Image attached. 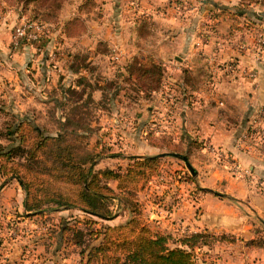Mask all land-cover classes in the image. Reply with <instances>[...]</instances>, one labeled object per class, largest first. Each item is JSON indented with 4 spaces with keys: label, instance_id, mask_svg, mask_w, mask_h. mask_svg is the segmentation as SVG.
Here are the masks:
<instances>
[{
    "label": "rangeland",
    "instance_id": "1",
    "mask_svg": "<svg viewBox=\"0 0 264 264\" xmlns=\"http://www.w3.org/2000/svg\"><path fill=\"white\" fill-rule=\"evenodd\" d=\"M69 1L63 0L56 13H49L52 15H48L46 9L33 11L31 5L25 8V13L22 14L26 18L52 22L55 29L59 30L57 34L59 35L62 29L64 30V26L61 25L64 17L62 16L64 14L61 15V8ZM140 1L129 0L128 5L134 3L136 5ZM172 1L175 4L182 3V0ZM188 1L190 0H186ZM213 1L223 7L217 13L223 11L264 13V0ZM2 2L4 6L0 7V145L4 149L17 145L23 148L34 141L35 132L26 126L5 134L8 125L12 127L13 124L22 123L27 119L31 128L38 127L36 133L41 136L59 134L64 137L57 138L50 143L46 152L39 153H46V156L70 154L71 160L65 164L58 159H48L46 163H31V168L34 167L37 171L36 174L24 167V163L30 162L23 156L12 157V162L6 164L7 169L13 168L18 171L21 181L28 184L30 191L35 190L32 193L39 200L43 210L38 214H28L22 205L24 193L19 182L10 175H0V264H81L77 255L79 248L65 242V238L60 234L61 226L83 229L82 231L86 233L83 241L85 243L88 240V228L91 226L94 229H101L102 226L110 225L112 229L109 235L115 236L121 232L128 236L129 228L125 224L130 217L138 218L139 223L155 233L162 234L168 248L181 246L182 237L194 232L192 225L187 222L202 215L203 207L210 209L209 202L215 203L214 201L221 198L225 201L223 203H228L223 194H213L214 191H223L225 186L224 180L219 182L212 172L214 170L229 172L231 167L237 168V165L227 152L204 143L203 139L202 142L198 140L185 124L183 117L185 108L180 110V105L177 104L182 100L190 101L192 94H186V89H181L182 85L177 80L181 72L166 66V63L174 66L177 64L172 58L167 62L162 50L158 49L161 31L159 26L154 25L150 30H147L146 25L140 26L138 32L141 40L132 41L140 48L138 55L149 58L156 65L155 83L149 81V76L137 77L133 71L124 80L120 76L121 72L117 74L118 79L111 76L101 80L99 87L104 90L100 92L95 89L97 88L95 81H92L95 86L87 82L88 84L84 83L79 89L70 88V84L60 81L53 86L49 82L52 77L50 73L57 75V78H63L58 65L60 62L62 64L60 59L66 56L67 44L62 42L64 38H58L56 35L55 41L58 39L62 45L60 44L57 51L50 48L51 53L56 54V58L48 61L50 73L39 72L34 60L38 53H34L30 48L13 49L9 43L12 27L18 21V13H4V10L7 8L17 12L21 10L20 3L17 0ZM88 5L90 7V4ZM74 18L79 21L68 26L69 32L63 31L66 37L75 36L72 34L84 27L82 13L73 14V17L67 18L65 22ZM237 35L243 39V33ZM250 36H253L254 41L256 37L264 40L262 30ZM100 49V53L106 57L104 59L106 66L109 64L115 69L120 67L119 51L105 47ZM20 52L28 58L19 59L16 53L21 56ZM74 53L79 56L77 59L79 64L89 57V50L84 51L76 47ZM113 53L117 56L115 60L112 58ZM54 61L57 70L51 67ZM261 114L259 113L258 117ZM244 133V136L250 135L251 138L255 134L259 140L264 141V130L259 131L252 123ZM22 137L25 139L23 143L20 142ZM147 156L156 158L155 164L148 166L147 174H139L131 182L124 180L121 188L117 187L113 179L98 178L97 184L104 194L102 203L108 215L112 217L109 221L83 213L80 208L85 205L79 203L82 183L78 174L84 175L89 162L92 175L104 169L124 171L135 160ZM82 160H90L80 164L82 172L79 169L72 170V167ZM43 165H46V170L42 169ZM245 172L248 177L240 178L248 181L254 188L261 185L262 178H252L247 170ZM87 178L84 179V183ZM54 196L61 197L72 207L66 206L65 203L54 204L52 200L49 202L48 199H53ZM84 219H91L95 223L85 227ZM253 229L261 232L264 227L259 224ZM205 233L215 236V239L207 246L210 252L201 250L202 246L192 249V254L198 262L264 264V248L256 253L258 261H252V255H249L251 253L248 250L253 249L251 247L253 245H246L244 235L216 233L212 230H206ZM259 236L264 237V230ZM99 239L100 236L90 243L96 244ZM262 244L264 245V239Z\"/></svg>",
    "mask_w": 264,
    "mask_h": 264
},
{
    "label": "crops",
    "instance_id": "2",
    "mask_svg": "<svg viewBox=\"0 0 264 264\" xmlns=\"http://www.w3.org/2000/svg\"><path fill=\"white\" fill-rule=\"evenodd\" d=\"M128 2L70 0L64 3L61 25L64 26L63 22L72 18L73 14L82 13L85 31L67 37L63 29L59 35V30L55 31L54 36L64 38L62 42L67 44L66 56L60 59L63 65L58 62V70H61L63 78L49 72L53 38L34 57L38 71L50 73V85L56 86L60 81L70 84V88L79 89L81 83L94 85L95 81V89L100 92L104 90L99 87L101 80L111 76L118 79L120 72L124 76V65L140 49L132 43L140 39L138 28L146 25L150 30L158 25L161 29L158 49L162 50L167 62L172 58L177 64L166 63V66L181 72L177 76L181 89H186V94H192L190 101L182 100L177 104L180 110L185 108V124L198 140L202 142L203 139L204 143L227 152L237 165V168L231 167L229 172H212L219 182L224 180L225 186L221 192L213 190V194H223L228 203H223L222 198L215 203L209 202L210 209L203 207L202 215L187 223L192 225L194 232L212 230L216 233L240 234L244 235V240L259 236L264 229L259 232L253 228L259 224L264 227V141L255 134L253 138L250 135L246 137L244 132L253 119L256 120L257 129L264 130V46L256 51L254 38L250 36L256 31L264 32V13H217L223 7L213 0H182L181 4H175L172 0H141L131 6ZM4 13L17 12L5 9ZM240 33H243V39L237 35ZM62 42L56 40L57 49ZM76 47L89 50V57L74 71L70 64L74 67L77 65V61L72 60ZM100 47L119 51L120 67L106 66V57L100 53ZM16 55L19 59L28 58L21 52V56ZM257 110L262 112L259 117ZM246 170L252 178L263 179L260 186L254 188L240 178L248 177ZM207 248L202 246L200 249L210 252ZM258 250L262 249L248 250L254 262L258 261Z\"/></svg>",
    "mask_w": 264,
    "mask_h": 264
},
{
    "label": "trees",
    "instance_id": "3",
    "mask_svg": "<svg viewBox=\"0 0 264 264\" xmlns=\"http://www.w3.org/2000/svg\"><path fill=\"white\" fill-rule=\"evenodd\" d=\"M2 1V0H0ZM21 5V10H18V16H24L25 8L29 5L32 6V10L35 11L37 9H46L48 15H52L49 13H56L59 5L63 0H17ZM4 2V1H3ZM5 3V2H4ZM20 8V7H19ZM18 8V9H19ZM7 9V8H6ZM24 11V12H23ZM25 17V16H24ZM26 18V17H25ZM28 21H38V22H47L52 23L50 21L38 20L35 18H26ZM78 19H72V21L64 23V32L68 30L69 25H73L78 23ZM72 22V23H71ZM84 27H81L80 31L72 35H78L83 31ZM71 36V35H67ZM78 55L75 53L72 56L73 61H77ZM133 58V59H132ZM132 59V60H131ZM83 64V62L81 63ZM79 63L74 67L72 63L70 64V68L74 71L77 70ZM73 67V68H72ZM124 75L122 79L129 77L131 73L134 71L137 77L141 76H149V81L155 83L156 78L154 77L155 72H157L156 65L147 57H141L140 55H136L131 57L126 65H124ZM81 83V82H80ZM87 83V82H85ZM82 86L84 83H81ZM88 84V83H87ZM81 86V87H82ZM89 86V85H88ZM92 88V86H91ZM103 91V90H102ZM24 120V119H23ZM26 126L30 131L35 132V140L31 141L30 144L20 147L17 145L13 148L4 149L2 145H0V175L7 176L10 175L12 178H15L24 193L23 198V208L28 214H38L42 212L43 209L39 200L35 198V194L30 191V187L28 184H25L21 181L20 175L18 171L13 168H6V164L11 163L12 157H22L26 159L27 164H23L27 170L31 169L33 174H36V169L31 168V163H46L49 160H60L65 164L66 162L71 160L69 157L70 154L59 155L52 154L51 156L46 153L41 154L39 151L46 152L50 143L56 141L57 138H64L62 135L55 136H41L37 132V126L30 127V123L24 120L22 123L13 124L12 127L8 125L5 129V134H10L12 131L20 130ZM22 135H20L21 137ZM20 142H25L24 137H22ZM63 153V152H62ZM73 159V158H72ZM156 158L153 156L142 157L140 159L135 160L132 165L128 167V169L122 171L117 170L113 171L110 169H104L98 171L96 173H92V167L90 166L85 169L84 175L82 173L78 174L81 180V193L79 191L80 201L79 203H83L85 206L80 208L83 213L91 216L99 218L100 220L109 221L112 217L108 215L106 207H104L102 203V199L104 194L100 191V187L97 184V180L99 177L103 179H113L117 183V187L121 188V184L124 180L133 181L135 176L139 174H147V168L149 165L155 164ZM90 161V160H88ZM88 161H76L72 167V170L79 169L82 172L81 163H86ZM92 161V159H91ZM79 164V165H78ZM43 170H46V165H43ZM46 172L43 173L45 175ZM36 176V175H35ZM87 180L84 183V179ZM106 188V187H105ZM53 201L54 204H62L65 203L66 206L72 207V205L66 203L61 197H53V199H48V201ZM95 221L91 219H84L83 225L85 227L91 226ZM129 228V235L125 236L123 233L118 232L113 235H109V231L112 229V226L105 225L102 226L101 229H94L93 226L88 228L87 242L84 241V236L86 233L82 231L83 229L69 227L67 225L60 227V234L63 238H65V242L67 244L78 247L77 255L80 258L81 264H203L201 261L198 262L192 254V249L194 247L208 246L212 240L215 239V236L205 233V232H192L188 235L182 237L180 241L179 247L168 248L166 246L165 237L162 234L155 233L151 231L148 227L138 222V218L130 217V220L125 224ZM91 235V236H90ZM100 236L99 241L96 244L90 243L91 240H96ZM264 237L257 236L252 239L246 240V245L251 246L252 248H264L262 244Z\"/></svg>",
    "mask_w": 264,
    "mask_h": 264
},
{
    "label": "built area",
    "instance_id": "4",
    "mask_svg": "<svg viewBox=\"0 0 264 264\" xmlns=\"http://www.w3.org/2000/svg\"><path fill=\"white\" fill-rule=\"evenodd\" d=\"M1 6H4L2 1H0V7ZM17 20V23L12 27V35L9 41L13 49L30 48L34 53L40 54L43 51L45 43L53 38L54 43L52 48L55 51L58 50L55 44V39L57 37L54 36L56 29L52 23L28 21L24 16H18ZM254 43L256 51H259L263 46L262 44H264V40L261 37H256ZM113 54L112 58L115 60L117 56L115 53ZM53 58H56V54L52 52L49 55V61H52ZM51 67L57 68L55 61L51 64ZM259 113L262 112L257 110V115ZM254 121L256 120L253 119L250 123L255 125Z\"/></svg>",
    "mask_w": 264,
    "mask_h": 264
},
{
    "label": "water",
    "instance_id": "5",
    "mask_svg": "<svg viewBox=\"0 0 264 264\" xmlns=\"http://www.w3.org/2000/svg\"><path fill=\"white\" fill-rule=\"evenodd\" d=\"M264 65V64H263ZM184 159V161H185V158H183Z\"/></svg>",
    "mask_w": 264,
    "mask_h": 264
}]
</instances>
